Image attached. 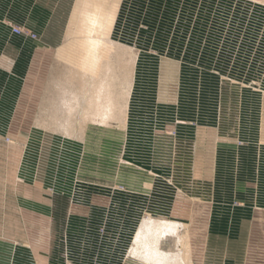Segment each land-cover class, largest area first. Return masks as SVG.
Listing matches in <instances>:
<instances>
[{"label":"rangeland","instance_id":"1","mask_svg":"<svg viewBox=\"0 0 264 264\" xmlns=\"http://www.w3.org/2000/svg\"><path fill=\"white\" fill-rule=\"evenodd\" d=\"M75 2L0 0L3 210L27 181L52 206L34 261L147 264L131 252L155 218L187 231L193 264H264V0H120L111 38L136 55L125 128L83 137L41 127ZM3 221L15 237L27 219Z\"/></svg>","mask_w":264,"mask_h":264},{"label":"bare ground","instance_id":"2","mask_svg":"<svg viewBox=\"0 0 264 264\" xmlns=\"http://www.w3.org/2000/svg\"><path fill=\"white\" fill-rule=\"evenodd\" d=\"M119 2L76 0L64 43L55 52L58 105L41 127L71 137H83L90 126L125 128L136 55L111 38ZM170 234L176 251L165 252L162 239ZM136 243L138 249L131 254L147 264H193L187 231L179 234L175 222L155 218L143 222Z\"/></svg>","mask_w":264,"mask_h":264},{"label":"crops","instance_id":"3","mask_svg":"<svg viewBox=\"0 0 264 264\" xmlns=\"http://www.w3.org/2000/svg\"><path fill=\"white\" fill-rule=\"evenodd\" d=\"M35 187L40 189L41 193L38 191L40 194H33V192L36 191ZM20 190L21 192L16 193V195L12 197L13 211L8 215V213L3 210L4 201L0 184V264H23L21 262L18 263L16 260L18 256L16 259L13 258L15 251H19V245L31 252L30 256H32L33 260L29 261L28 258L25 264H45L43 260V262L40 260L41 258H38L37 262L34 261L33 251L41 249L39 244H41V246L44 245L46 234H50V230L47 231L45 227L42 226V223L45 224L47 219L50 218L52 208L51 199L45 196L42 192V187L35 183L33 184L28 181L25 183L23 182L20 186ZM8 217H12L17 221L19 219H27L26 222H19L13 226L14 230L12 233L16 235L15 237L10 236V234L6 235L10 233V231L8 232V230L5 229L3 219ZM22 235H25V238L22 237ZM34 236H38V239L35 240ZM42 250H44V248H42Z\"/></svg>","mask_w":264,"mask_h":264}]
</instances>
